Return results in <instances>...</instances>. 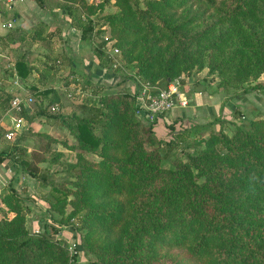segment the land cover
<instances>
[{
  "label": "trees",
  "instance_id": "obj_1",
  "mask_svg": "<svg viewBox=\"0 0 264 264\" xmlns=\"http://www.w3.org/2000/svg\"><path fill=\"white\" fill-rule=\"evenodd\" d=\"M70 1L77 3L71 16L79 36L91 37L93 27L98 33L100 26L94 25L91 15L103 2L92 6L84 0ZM113 3L116 10L104 15L108 36L92 42L91 49L107 67L106 48L116 46L119 58L133 61L136 72L150 84L158 79L166 84L191 65L200 67L199 55L188 59L187 49L195 42L207 39L215 47L230 36L233 27L264 17L262 0ZM41 32L34 31L33 36H42ZM256 32H248L242 43L246 49L237 51H243L255 69L264 73V32ZM13 66L22 78L31 70L22 57ZM249 88L264 93V78ZM40 91L56 99L52 88ZM137 108L134 93L115 91L99 95L87 116L73 113L65 120L57 115L74 133L79 149L97 156L89 159L76 152L66 166L70 185H51L48 200L59 214L69 204L65 217L79 215L75 229L80 246L92 256L89 264H166L157 255L169 248L181 249L175 264H264V117L254 116L231 133L209 129L202 147L163 167L154 146L161 141L153 130L155 118L143 123L134 116ZM17 115L28 119L22 110ZM172 137L168 135L167 145ZM47 149L45 142L43 150ZM8 155L1 151L0 159ZM14 158L17 170L45 182L35 163L44 159L42 155ZM2 200L0 264H34L45 256L53 264H74L75 253L68 255L49 232H28L23 197L14 187Z\"/></svg>",
  "mask_w": 264,
  "mask_h": 264
},
{
  "label": "rangeland",
  "instance_id": "obj_2",
  "mask_svg": "<svg viewBox=\"0 0 264 264\" xmlns=\"http://www.w3.org/2000/svg\"><path fill=\"white\" fill-rule=\"evenodd\" d=\"M139 1L142 4L143 0ZM100 2H103L102 7H95L91 18L94 25L100 26L101 29H97L99 31L97 33L93 27L91 37L83 39L91 51L92 42L96 43L108 36L109 28L104 15L116 10L113 0L85 1L92 6H97ZM79 12L78 8V14ZM79 19L82 22L86 20L81 15ZM254 31H258L256 33L259 34L264 32V17L233 27L230 36L219 41L215 47L208 45L207 39L192 44L187 49L188 59H195L199 55L202 65L197 67L193 64L171 79L175 81L177 90L186 99L185 106L176 107L160 115L156 113L150 119L144 114L142 100L137 97L142 84L150 83L136 72L134 62L126 61L122 55L115 67L111 66L108 60L109 66L106 68L111 73L106 78L112 77L100 82L99 79L90 80L81 76L70 78L67 75V67L61 64L66 57L64 45L67 43L64 44L59 34L51 36L50 42L45 43V46L40 42L31 47H28L26 42L20 45L8 43L1 45L0 152H8L9 155L0 159V215L5 206L2 195L12 186L23 197L20 202L24 207V225L28 232H49L52 238L57 239L59 244L66 248L68 255L75 253L74 264H89L92 256L80 246L79 230L75 229L79 224V215L65 217L70 205L66 204L64 213L59 214L49 207L48 200L52 199L51 185H70L69 180L72 177L66 166L69 161L76 158V152H82L89 159L97 156L79 149L74 133L61 123L57 115H62L65 120H70L73 113L87 116L101 94L115 91L134 93L138 105L134 116L143 123L155 118L153 130L161 141H157L156 145L154 143V146L159 151L160 164L169 167L173 158L183 159L185 152L202 147L209 129L221 128L224 132L231 133L236 125H241L254 116L264 117V93L249 88L256 81L262 80L264 73L255 69L252 59L243 51H237L238 47L246 49L247 46L242 44L245 36H248V32ZM209 50L212 52L211 55H208ZM18 57L25 59L31 66L28 77L19 81L12 75L13 62ZM210 65L212 69L209 68ZM162 83V80L158 79L151 85L161 87L164 85ZM46 87L54 90L56 99L51 93H41L40 90ZM197 91L205 94L215 92L219 99L216 109L210 102L206 103L208 101L195 104L194 97L198 95ZM13 95H30L31 101L21 109L28 116V119L25 118L27 123H23L20 131L14 133L13 140H7L3 133L11 130L13 117L21 111L9 108L8 102ZM52 105L56 107L51 108ZM200 106L206 109L205 115L199 111ZM180 108L184 110L181 112ZM197 117L200 118L198 122ZM170 134L174 136L173 141L167 145L165 141ZM45 142L48 144L47 150H43ZM30 154L33 158L36 155L44 157L35 162L39 171L45 174L43 183L26 171L16 169L14 157L29 159ZM180 253L181 249L169 248L166 251L160 250L157 256L166 264H175V258L181 256ZM49 259V256H45L42 260L36 259L34 264H53Z\"/></svg>",
  "mask_w": 264,
  "mask_h": 264
},
{
  "label": "crops",
  "instance_id": "obj_3",
  "mask_svg": "<svg viewBox=\"0 0 264 264\" xmlns=\"http://www.w3.org/2000/svg\"><path fill=\"white\" fill-rule=\"evenodd\" d=\"M75 5L77 3L70 0H15L11 3L0 1V46L6 43L20 45L22 42H26L28 47L37 42L45 46V43L50 42L51 36L59 34L64 44L67 43L64 45L67 59H63L61 63L67 67V73L72 72L75 77L81 76L90 80L99 79L100 82L106 80L107 75L111 73L110 70L98 62L93 51L79 36V27L72 23L71 12ZM38 30L42 31V36L34 37L33 32ZM12 75L17 81L23 79L14 71ZM197 92L198 95L193 96L195 104L208 101L206 103L210 102V105L216 109L219 99L215 92L206 94L202 91ZM180 109L181 112L184 110V108ZM199 111L204 113L206 109L200 106ZM198 121H200L199 117L196 122Z\"/></svg>",
  "mask_w": 264,
  "mask_h": 264
},
{
  "label": "built area",
  "instance_id": "obj_4",
  "mask_svg": "<svg viewBox=\"0 0 264 264\" xmlns=\"http://www.w3.org/2000/svg\"><path fill=\"white\" fill-rule=\"evenodd\" d=\"M1 2L11 3L15 0H0ZM88 2H96L97 0H85ZM4 24V23H3ZM106 56L110 61L111 66L115 67L119 63L118 48L114 45L107 46ZM155 90V91H152ZM137 97L143 102L145 109V115L150 119L154 114L161 111H169L173 107H183L186 104V99L177 90V86L174 80H169L166 84L161 87H156L151 84H142L141 90H139ZM31 101V96H18L13 95L9 99V108L16 111H20L22 107H25L28 102ZM56 107L55 105L51 108ZM27 120L23 116L15 115L13 117V124L11 130H7L3 133V137L7 140H13L14 133L20 131ZM27 123V122H26Z\"/></svg>",
  "mask_w": 264,
  "mask_h": 264
}]
</instances>
